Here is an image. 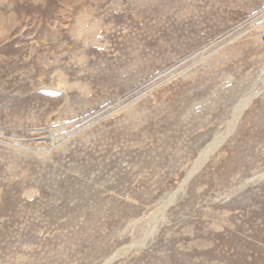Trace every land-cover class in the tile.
I'll return each instance as SVG.
<instances>
[{
	"label": "rangeland",
	"instance_id": "obj_1",
	"mask_svg": "<svg viewBox=\"0 0 264 264\" xmlns=\"http://www.w3.org/2000/svg\"><path fill=\"white\" fill-rule=\"evenodd\" d=\"M0 264H264V0H0Z\"/></svg>",
	"mask_w": 264,
	"mask_h": 264
},
{
	"label": "bare ground",
	"instance_id": "obj_2",
	"mask_svg": "<svg viewBox=\"0 0 264 264\" xmlns=\"http://www.w3.org/2000/svg\"><path fill=\"white\" fill-rule=\"evenodd\" d=\"M90 18V17H89ZM84 23V22H83ZM92 28H95L94 26ZM89 29V28H88ZM91 29V28H90ZM89 29V30H90ZM60 38V37H59ZM75 86V85H74ZM259 92V91H258ZM89 95V94H88ZM256 94H249L245 97H242L240 101L237 102L233 109V116L231 119V122L229 123V130L225 133H221L220 135H217L214 140L206 144V146L203 148L201 154L199 155L198 159L196 160L193 169L191 172H189L187 179H189L190 176L193 175V173L196 171L198 164L206 158L218 145H220L224 140H226L230 134V132L236 127L238 120L242 114V111L248 106L250 101L255 97ZM62 124V123H61ZM71 130V129H70ZM232 133V132H231ZM153 142V141H152ZM47 145V144H46ZM216 150V149H215ZM109 166V165H108ZM130 167V166H129ZM186 179V180H187ZM174 196V193H173ZM116 256V255H115ZM112 257V256H111ZM114 258V255H113ZM110 262V261H109Z\"/></svg>",
	"mask_w": 264,
	"mask_h": 264
}]
</instances>
